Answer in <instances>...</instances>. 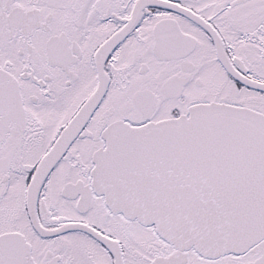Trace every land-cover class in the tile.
<instances>
[{"label":"snow or ice","instance_id":"1","mask_svg":"<svg viewBox=\"0 0 264 264\" xmlns=\"http://www.w3.org/2000/svg\"><path fill=\"white\" fill-rule=\"evenodd\" d=\"M0 264H264V0H0Z\"/></svg>","mask_w":264,"mask_h":264}]
</instances>
